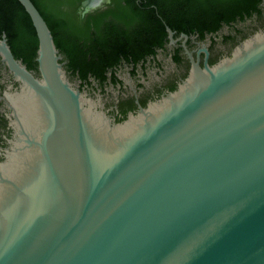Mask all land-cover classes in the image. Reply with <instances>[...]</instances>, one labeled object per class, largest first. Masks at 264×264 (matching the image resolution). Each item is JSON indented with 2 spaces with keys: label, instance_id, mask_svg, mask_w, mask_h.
<instances>
[{
  "label": "water",
  "instance_id": "water-1",
  "mask_svg": "<svg viewBox=\"0 0 264 264\" xmlns=\"http://www.w3.org/2000/svg\"><path fill=\"white\" fill-rule=\"evenodd\" d=\"M19 1L38 34L41 78L0 38L2 61L22 83L7 93L15 137L0 181L30 198L46 224L19 229L0 249V264H264V31L215 65L195 62L176 91L117 123L70 82L34 2ZM28 101L49 119L25 142L16 103ZM119 130L122 144L92 158L89 136ZM62 134L71 172L52 148ZM27 144L60 199L55 211L26 181L1 177Z\"/></svg>",
  "mask_w": 264,
  "mask_h": 264
},
{
  "label": "flooded vegetation",
  "instance_id": "flooded-vegetation-1",
  "mask_svg": "<svg viewBox=\"0 0 264 264\" xmlns=\"http://www.w3.org/2000/svg\"><path fill=\"white\" fill-rule=\"evenodd\" d=\"M52 8L67 23L57 48L68 79L117 123L176 91L195 62L215 65L264 31V0H63ZM37 57L32 69L20 60L41 78ZM21 89L0 56V163L15 137L7 93Z\"/></svg>",
  "mask_w": 264,
  "mask_h": 264
},
{
  "label": "bare ground",
  "instance_id": "bare-ground-1",
  "mask_svg": "<svg viewBox=\"0 0 264 264\" xmlns=\"http://www.w3.org/2000/svg\"><path fill=\"white\" fill-rule=\"evenodd\" d=\"M17 112L20 115L18 127L21 130L20 136L27 142L38 136L37 131H41L49 119V112L43 108L39 111V105L34 101L26 102L25 106L16 103ZM90 119L94 124L102 123V119L98 116L90 114ZM35 121L34 118H38ZM124 132L122 130L114 132H102L98 136H89V146L92 158L96 159L103 151L109 150L115 146H119L124 141ZM22 146V142L19 143ZM19 144L14 148L15 152H20ZM52 148L60 163L66 164L67 169L71 172L73 168V155L71 153V145L66 134L57 135L52 140ZM37 149L32 146L25 147V158L17 157L8 161V166L3 165L1 168L5 174L1 177L11 178L13 181L27 182V189L37 191L42 199L46 202V206L50 210H54V202H60L59 198L54 196V188H52L49 180L46 178V170L40 161ZM23 151V153L25 154ZM27 167V171L21 172L20 168ZM15 188L5 185L0 181V249L9 242L14 241L19 236V229H33L43 227L46 219L41 209L30 199L21 195ZM59 196V194H56Z\"/></svg>",
  "mask_w": 264,
  "mask_h": 264
},
{
  "label": "trees",
  "instance_id": "trees-1",
  "mask_svg": "<svg viewBox=\"0 0 264 264\" xmlns=\"http://www.w3.org/2000/svg\"><path fill=\"white\" fill-rule=\"evenodd\" d=\"M51 29L56 45L61 46L57 37L67 23L64 18L55 15L52 7L63 0H32ZM7 34L13 54L23 59L30 68H36L34 58L39 48V38L31 16L19 0H0V38Z\"/></svg>",
  "mask_w": 264,
  "mask_h": 264
}]
</instances>
